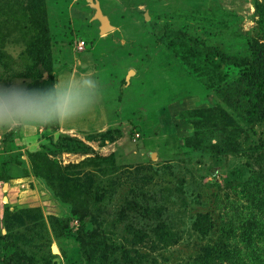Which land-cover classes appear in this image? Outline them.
<instances>
[{
    "label": "rangeland",
    "instance_id": "obj_1",
    "mask_svg": "<svg viewBox=\"0 0 264 264\" xmlns=\"http://www.w3.org/2000/svg\"><path fill=\"white\" fill-rule=\"evenodd\" d=\"M254 41L264 0H0V83L102 90L0 130V264H264V119L236 104Z\"/></svg>",
    "mask_w": 264,
    "mask_h": 264
},
{
    "label": "clouds",
    "instance_id": "obj_2",
    "mask_svg": "<svg viewBox=\"0 0 264 264\" xmlns=\"http://www.w3.org/2000/svg\"><path fill=\"white\" fill-rule=\"evenodd\" d=\"M101 96V84L91 69L64 74L41 87L0 83V130L78 119L93 110Z\"/></svg>",
    "mask_w": 264,
    "mask_h": 264
},
{
    "label": "trees",
    "instance_id": "obj_3",
    "mask_svg": "<svg viewBox=\"0 0 264 264\" xmlns=\"http://www.w3.org/2000/svg\"><path fill=\"white\" fill-rule=\"evenodd\" d=\"M257 6L259 7V4H257ZM41 13H43V10H41ZM43 19L44 16L41 15V18L39 17V20L37 21V24L40 27L44 25L42 23L44 21ZM216 54L221 60L229 62L234 66H238L240 63H244L248 66L247 75L249 76L245 78L239 77L236 81L239 89H245V93H242L241 98L236 100V104L240 103L242 107H244V105L246 106L244 111L246 112L248 118L264 119V47L258 41L252 42L250 57L244 58L240 63L232 60V58H229L221 51H217ZM68 140L75 141V143H77L76 145L79 143V141L74 139ZM2 239H7L9 241V235L0 236V247L2 248L4 245V248L6 244H3Z\"/></svg>",
    "mask_w": 264,
    "mask_h": 264
},
{
    "label": "water",
    "instance_id": "obj_4",
    "mask_svg": "<svg viewBox=\"0 0 264 264\" xmlns=\"http://www.w3.org/2000/svg\"><path fill=\"white\" fill-rule=\"evenodd\" d=\"M97 17L99 18V20L102 23V30L103 31L111 28V26L108 24V21L101 16L100 12H98Z\"/></svg>",
    "mask_w": 264,
    "mask_h": 264
},
{
    "label": "built area",
    "instance_id": "obj_5",
    "mask_svg": "<svg viewBox=\"0 0 264 264\" xmlns=\"http://www.w3.org/2000/svg\"><path fill=\"white\" fill-rule=\"evenodd\" d=\"M79 45H80V46H83V45H84V42H82V41L79 42Z\"/></svg>",
    "mask_w": 264,
    "mask_h": 264
},
{
    "label": "crops",
    "instance_id": "obj_6",
    "mask_svg": "<svg viewBox=\"0 0 264 264\" xmlns=\"http://www.w3.org/2000/svg\"><path fill=\"white\" fill-rule=\"evenodd\" d=\"M85 122V121H84Z\"/></svg>",
    "mask_w": 264,
    "mask_h": 264
}]
</instances>
